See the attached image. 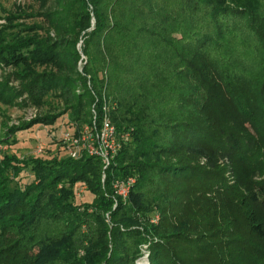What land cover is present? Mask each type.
I'll return each mask as SVG.
<instances>
[{
	"label": "trees",
	"instance_id": "obj_1",
	"mask_svg": "<svg viewBox=\"0 0 264 264\" xmlns=\"http://www.w3.org/2000/svg\"><path fill=\"white\" fill-rule=\"evenodd\" d=\"M30 1L0 14V103L52 97L60 113L19 129L67 115L75 132L106 105L128 137L103 185L94 157H0V264H138L144 247L148 264H264V0Z\"/></svg>",
	"mask_w": 264,
	"mask_h": 264
},
{
	"label": "rangeland",
	"instance_id": "obj_2",
	"mask_svg": "<svg viewBox=\"0 0 264 264\" xmlns=\"http://www.w3.org/2000/svg\"><path fill=\"white\" fill-rule=\"evenodd\" d=\"M36 12H38V5L33 4L30 0H0V14L3 17L9 14L18 15L19 13L32 16L35 15ZM31 16L19 20L18 22L26 26L40 23V18ZM5 25L6 21L4 19H0V27ZM80 65L81 62L79 61V70ZM13 71L14 69L11 67L2 66L0 68V81L2 82L3 79L9 75L12 77ZM11 77L10 79H13ZM9 83L12 87H18L17 81L10 80ZM22 101H27L25 94L21 98L17 99V104L15 105L0 103V157H15L16 160L22 164L23 161H27L32 158L51 160L53 157L66 156L61 137L62 133L68 128L66 125L68 122L67 115L58 117L55 123L50 126L36 124L28 129H19L28 125L36 118H40L45 115H57L61 112V104L58 105L52 97L47 98V104L42 105L41 107L31 104L30 101L23 106L24 103H21ZM9 177L11 181L14 182L13 184L18 187L30 184L34 180L32 174L27 172L25 169H22L15 177L12 173H10ZM226 177L228 178L229 183H233V180H231L228 173L226 174ZM101 182L102 185L105 182V178L102 181V175ZM63 187H68V185L63 186L62 184H59L57 189H61ZM70 189L74 194V204H84L92 201V196L89 194L85 183H76ZM152 217L153 219L151 222L153 224H157L160 219L159 213H152ZM82 231H85V228H82ZM143 252L144 255L138 264H148L146 259L148 253L144 248ZM82 254L83 252L80 251L79 255L82 256Z\"/></svg>",
	"mask_w": 264,
	"mask_h": 264
},
{
	"label": "built area",
	"instance_id": "obj_3",
	"mask_svg": "<svg viewBox=\"0 0 264 264\" xmlns=\"http://www.w3.org/2000/svg\"><path fill=\"white\" fill-rule=\"evenodd\" d=\"M100 119L94 107L91 109L92 119L89 124L82 125L76 132L66 129L62 133V145L64 152L70 159L78 160L82 157H94L102 164V181L105 178L104 171L112 163L128 134H118L109 118V108L104 105ZM135 179L128 178L124 181H114L112 191L114 196L126 198ZM145 249V247H144Z\"/></svg>",
	"mask_w": 264,
	"mask_h": 264
},
{
	"label": "water",
	"instance_id": "obj_4",
	"mask_svg": "<svg viewBox=\"0 0 264 264\" xmlns=\"http://www.w3.org/2000/svg\"><path fill=\"white\" fill-rule=\"evenodd\" d=\"M146 259H147V256H146Z\"/></svg>",
	"mask_w": 264,
	"mask_h": 264
}]
</instances>
